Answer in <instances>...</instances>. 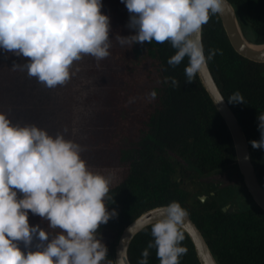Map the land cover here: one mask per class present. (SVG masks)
<instances>
[{"label": "trees", "instance_id": "obj_1", "mask_svg": "<svg viewBox=\"0 0 264 264\" xmlns=\"http://www.w3.org/2000/svg\"><path fill=\"white\" fill-rule=\"evenodd\" d=\"M102 2V12L112 21L126 7L121 0ZM229 2L246 39L264 43V0ZM113 3H117L116 7ZM203 44L206 54L209 49L220 50L208 66L246 136L255 173L264 188V149L251 144L261 137L258 115L264 113V62L252 61L235 51L219 15L211 16L203 26ZM114 50L123 64L122 85L114 86L108 93L119 99L120 112L107 145L117 150L122 177L112 185L113 201L108 205L109 211L115 209L118 214L98 229L108 248L105 264H115L114 248L127 224L145 210L172 200L189 211L218 264H264V210L245 187L228 128L198 75L192 82H185L187 59L175 68L169 66L167 60L175 50L168 42L136 43L131 48L125 45ZM13 61L23 63L22 57L0 51V111L13 122L36 124L50 134L66 128L64 134L69 138L74 127L84 122L90 109L100 102L101 95L82 88L84 78L49 89L26 72L12 70ZM102 61L105 59L97 62L85 56L75 63L98 69ZM142 64L155 82L151 91L157 95L136 119L138 137L134 139L127 113L136 86L133 75ZM166 76L175 77L179 86L163 83ZM237 91L243 102H229ZM109 101L111 105L113 100L106 98ZM68 106L72 107L71 120ZM213 175L223 176L224 180L204 181ZM28 219L30 225L48 229V222L38 215L29 213ZM152 239L150 227L135 235L128 248L132 264L142 258V251ZM182 243L188 251L180 264H200L187 234ZM148 264H159L155 249L150 250Z\"/></svg>", "mask_w": 264, "mask_h": 264}, {"label": "clouds", "instance_id": "obj_2", "mask_svg": "<svg viewBox=\"0 0 264 264\" xmlns=\"http://www.w3.org/2000/svg\"><path fill=\"white\" fill-rule=\"evenodd\" d=\"M121 2L134 34L116 36L118 43L131 48L168 42L175 50L169 66L187 59L185 82H192L220 52L205 53L203 26L211 16L224 14L229 0ZM102 8V0H0V51L27 58L13 61L12 70L26 72L49 89L64 86L79 71H73L75 62L85 56L99 62L111 54L110 17ZM169 82L179 86L175 77L166 76L163 83ZM156 95L153 90L148 98ZM228 100L243 102V96L237 91ZM258 120L261 137L251 144L264 149V113ZM66 132L50 134L36 124L13 122L0 111V264H105L108 248L98 229L118 214L108 208L113 176L90 166L82 156L84 147L66 138ZM29 213L47 221L48 229L30 225ZM157 213L155 219L139 217L129 229L134 235L150 227L153 238L137 264H148L151 249L159 264H180L188 251L182 242L189 211L172 200ZM115 264H129L126 248Z\"/></svg>", "mask_w": 264, "mask_h": 264}, {"label": "rangeland", "instance_id": "obj_3", "mask_svg": "<svg viewBox=\"0 0 264 264\" xmlns=\"http://www.w3.org/2000/svg\"><path fill=\"white\" fill-rule=\"evenodd\" d=\"M117 3H113L116 7ZM124 11L121 15L116 16L114 21H111V32L109 34L112 39V47L110 48V56L105 58V61L98 66L92 68H85L73 65V71L79 68L71 80L84 78L85 82L81 85L83 89H86L88 93L101 95L100 102L94 104L90 109L89 116L80 125L74 127V134L70 137L79 142L85 149L82 153L83 158L87 163L95 169L104 171L113 176V184L118 183L122 177V169L118 164L117 150L113 147H109L107 142L110 138L111 128L117 123L118 113L120 108L117 97H113V94H108L110 89L122 85V79L120 77L123 69V64L119 57L118 52L114 49L120 48L121 45L116 40V36H128L134 34V30L127 27L129 21V13L126 7H122ZM126 13V14H124ZM127 15V16H126ZM117 29H116V27ZM113 27V31H112ZM27 58H23L24 60ZM84 65V64H82ZM136 86L133 89V102L128 107L127 118L132 121L129 132L134 139L138 137V123L136 119L139 115L143 114V110L147 108V104L152 101L148 98V94L151 92V88L154 85V81L147 76L146 66L142 64L138 67L137 71L133 75ZM82 80V79H81ZM73 82V81H72ZM105 96V97H104ZM110 97L113 103L110 105V101L106 102V98ZM109 103V104H108ZM69 108V118L72 119V107ZM96 108H104L105 111H98ZM207 179V180H206ZM224 180L223 176L213 175L207 177L204 181H217ZM201 197H204L203 195ZM34 245V244H33ZM34 250V249H33Z\"/></svg>", "mask_w": 264, "mask_h": 264}, {"label": "water", "instance_id": "obj_4", "mask_svg": "<svg viewBox=\"0 0 264 264\" xmlns=\"http://www.w3.org/2000/svg\"><path fill=\"white\" fill-rule=\"evenodd\" d=\"M219 17L221 19L226 35L235 51H237L243 57H246L252 61L264 62V43H253L246 39L241 30L234 7L230 2L229 9L226 10L224 14L219 15ZM198 77L205 91L208 93L211 101L213 102L216 110L221 115L228 128L234 146L236 163L245 187L252 197L253 201L261 209L264 210V188L259 183L257 175L255 173V168L250 158L248 142L239 124V121L231 110L224 96L222 95L208 65L206 70L198 73ZM160 206H155L145 210L125 226V228L119 235L114 248V263L115 259L118 258L119 252L126 248L129 264H132L128 256V248L132 239L140 231L132 235V233L129 232V229L134 225V221L139 217H144L145 219L158 218L157 209ZM223 210H225V207H223ZM188 219L190 221V224L189 231L186 234L193 244L194 251L199 263L218 264L202 233L195 225V223L191 220V218L189 217Z\"/></svg>", "mask_w": 264, "mask_h": 264}]
</instances>
